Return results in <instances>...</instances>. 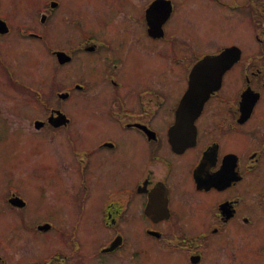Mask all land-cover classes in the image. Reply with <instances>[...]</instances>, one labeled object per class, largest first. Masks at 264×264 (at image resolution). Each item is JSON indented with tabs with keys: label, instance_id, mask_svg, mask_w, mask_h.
Here are the masks:
<instances>
[{
	"label": "flooded vegetation",
	"instance_id": "obj_1",
	"mask_svg": "<svg viewBox=\"0 0 264 264\" xmlns=\"http://www.w3.org/2000/svg\"><path fill=\"white\" fill-rule=\"evenodd\" d=\"M123 3L134 9L112 11L103 22L112 26V35L118 34L121 42L117 50L111 36L98 39L92 33L85 34L82 26L77 33L61 34L65 46L57 44L51 48L60 68L81 58L76 68L80 74L88 72V78H74L62 87L55 85L59 91L68 92V97L38 101L40 106L35 105L42 114L31 118L27 129H35L30 135H38L39 148L49 143L54 149V153L39 154L38 169L44 176L38 187L40 193L48 194L52 189L43 184L46 179L53 187L56 179L68 183L71 208L86 213L93 196L80 203L76 191L103 181L96 174L98 168L111 163L134 171L132 166L140 165L131 179L120 182L121 188L110 191L99 203L94 221L102 228L103 237L95 249L96 258L118 254L134 259L136 252L152 246L168 256L179 254L183 264H208L211 252L225 249L222 242L227 236L257 233V223L264 214V0ZM204 5H208L205 9L209 18H218L228 27L239 29L240 42L220 44L198 53L187 50V35L183 31L172 32L167 25L198 27L199 21L191 20L187 8ZM60 7V0H42L36 6L38 24H61L57 14ZM0 19L7 27L2 25L0 37L15 35L18 39L50 43L44 28L15 26L12 22L16 21H9L1 13ZM56 34L58 38L60 30ZM141 49L145 57H154L149 75L140 85L127 83L122 76L125 51L138 53ZM55 51L65 53L61 60H57ZM157 54L163 55L165 67H157ZM222 54L224 58L216 60ZM205 58L202 75L195 80L193 68ZM226 61L229 66L220 73L221 64ZM0 67L8 71L1 61ZM19 87L23 93L29 88ZM79 94L82 99H72ZM69 99L71 110L77 105V113L66 112L61 106ZM158 123L162 128H158ZM108 126L123 133L127 141L139 140L138 151L126 155L119 134H104ZM163 128L165 131H161ZM158 148H164L168 158L158 154ZM44 154L51 162L43 160ZM14 194L22 196L18 188L10 187L7 199ZM61 194L63 197L59 192L53 199L58 204L66 201ZM10 208L22 209L12 205ZM39 224L50 225L40 232L59 230L52 220ZM67 225L74 247L56 251L55 260L47 264H73L80 259V245L72 239V222L65 224V229ZM134 233L144 237L140 239L141 247L133 245ZM189 233L196 237L188 236ZM112 244L116 245L114 249L103 251ZM225 246V252L232 256L227 264L246 263L251 252L264 257L261 244L230 251Z\"/></svg>",
	"mask_w": 264,
	"mask_h": 264
},
{
	"label": "rangeland",
	"instance_id": "obj_2",
	"mask_svg": "<svg viewBox=\"0 0 264 264\" xmlns=\"http://www.w3.org/2000/svg\"><path fill=\"white\" fill-rule=\"evenodd\" d=\"M41 1L0 0L2 16L9 21H16L12 22L15 26L36 25L37 28H44L43 32L48 36L47 42L50 41L48 44H43L38 39H18L15 35L0 37V61L8 69V71H3L0 67V263L43 264L44 259L54 256L56 251L72 250L74 246L71 245V232L68 230V225L66 229L64 228L65 224L72 222L74 228L72 239L80 245L78 253L80 259L74 261L73 264H183L179 254L174 253L168 256L161 248L160 251H155L152 246H148L146 251L136 252L134 259L118 254H104L100 258L95 256V249L100 238L103 237L100 233L102 228L99 229L94 221V218L98 216L99 203L110 191L120 189L121 187H118L120 182L131 179L132 175L139 170L140 165H133L134 171H130V168L123 165L114 167L111 163L98 168L96 174L98 179H103V181L98 184L92 183L90 189H87L86 184L76 191L80 203H83L87 197L93 196V203L89 205L86 213L80 214L79 211L74 212L71 208L66 182L60 183L56 179L53 187V184L47 182L46 179L43 184L46 188L50 187L52 191L48 194L40 193L38 186H42V183L39 181L44 175L38 169L39 154L54 153V149L49 143H44L43 147L39 148L38 135H30L31 132H35V129L31 126L28 130L27 125L31 118L42 114V109L35 107L40 104L37 103V99L33 98L31 91L23 93L19 86L28 85L38 90L42 101H56L54 88L58 89V86L54 87L55 85L59 84L62 87L74 78L85 80L88 78V72L80 74L76 68L82 61L81 58L75 59L67 67H58L55 57L50 52L51 48L53 49L57 44L65 46L61 34L77 33L82 26L85 34L92 33L98 39L105 40L111 36L113 47L117 50L121 40L118 39V34L116 36L111 34L112 31L109 28L112 26L109 22L108 26L103 25V22L112 15V11L116 12L117 9L132 11L134 9L131 5L123 3L124 0H60L61 7L57 14L61 19L59 20L61 24L50 23L47 26L41 24L40 26L36 17V6ZM206 6L208 5L198 9L187 8L191 20L194 21L195 18L199 21L198 27L190 24L185 26L169 24L167 27L172 32L183 31L188 37L187 50L189 48L195 53L224 43L240 42L237 39L239 29L228 27L218 18H209ZM176 19L177 17H175V24ZM77 21L80 23L78 24ZM57 29L60 30L58 38ZM141 46H143L142 43ZM138 53L133 50L125 51V62L122 69L124 80L134 85L144 83L145 75H149V64L154 60V57H145L142 49ZM155 63L157 67H165L163 55L157 54ZM169 98H172L171 94ZM72 99H82L81 94L73 96ZM61 106L66 112H70V99L61 102ZM73 112L77 113L76 104L71 110V113ZM157 126L162 128L160 123ZM11 128L18 130L12 131ZM161 131H165L164 128ZM111 133L119 134L118 139H122L126 155L135 150L138 151L139 140L132 138L131 141H127L123 133L121 135L116 128L111 126L105 128L104 134ZM157 152L168 158L164 148H158ZM43 160L51 162L47 154L43 155ZM49 180L54 181L52 177ZM10 187L18 188L26 199L27 205L24 208L15 210L7 205L6 198ZM59 192L61 196L62 192L66 197L65 203L58 204L53 200ZM42 220L54 221L59 230L46 233L38 231L36 226ZM257 227L258 232H252L249 236H227L222 242L225 249L221 253L211 252L208 256V264H227L228 259L232 261L231 253L225 252L227 250L225 244L229 246V251L240 247L245 248L250 244L264 246V214L259 218ZM134 235L136 236L131 237L133 245L140 246V239L144 240V237L138 233ZM188 236L196 237L194 233H189ZM244 261L246 263L243 264H264V257L260 253L251 252Z\"/></svg>",
	"mask_w": 264,
	"mask_h": 264
},
{
	"label": "water",
	"instance_id": "obj_3",
	"mask_svg": "<svg viewBox=\"0 0 264 264\" xmlns=\"http://www.w3.org/2000/svg\"><path fill=\"white\" fill-rule=\"evenodd\" d=\"M224 54V53H223ZM223 54L222 55H220V56H218L217 57V59L216 60H220V59H223L224 57H223ZM225 55V54H224ZM207 61V59H205L203 62H201V63H199L198 65H196L195 66V68L193 69V72H192V78H194L195 80L198 78V76H200V75H202V70H203V68H205V66H206V62ZM227 62H229V61H226V64H221V67H220V73L223 71V69L224 68H226L227 66H229V64L227 63ZM230 62H232V61H230ZM218 72V73H219ZM194 84V83H193ZM192 84V85H193ZM210 90V89H209ZM191 93H193V90H191V92H190V94ZM208 93V91L205 93V94H207ZM62 97H65L66 96V94H62L61 95ZM23 202L20 200V199H18V204H22Z\"/></svg>",
	"mask_w": 264,
	"mask_h": 264
},
{
	"label": "trees",
	"instance_id": "obj_4",
	"mask_svg": "<svg viewBox=\"0 0 264 264\" xmlns=\"http://www.w3.org/2000/svg\"><path fill=\"white\" fill-rule=\"evenodd\" d=\"M1 264V263H0Z\"/></svg>",
	"mask_w": 264,
	"mask_h": 264
}]
</instances>
